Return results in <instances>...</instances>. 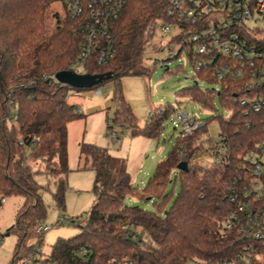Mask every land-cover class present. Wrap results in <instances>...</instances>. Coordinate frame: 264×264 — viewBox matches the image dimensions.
<instances>
[{
    "label": "trees",
    "instance_id": "trees-1",
    "mask_svg": "<svg viewBox=\"0 0 264 264\" xmlns=\"http://www.w3.org/2000/svg\"><path fill=\"white\" fill-rule=\"evenodd\" d=\"M56 1L0 0V195L23 198L14 224L5 233L17 236L11 264L23 259H31L33 264H264L257 258V254H264L262 240L253 235L257 224L246 213L239 214L231 229L224 226L247 200L242 194L257 177L247 155L264 139V105L260 111L252 105L255 97H264V82L248 86L254 77L247 69L241 79L228 74L218 79L212 70L196 71L199 78L219 83L221 88H203L196 79L182 91L211 115L202 118L205 124L194 134L178 139L142 191L123 167L116 171L114 160L96 144L80 142V154L86 160L91 158L88 168L96 173L97 199L77 234L59 237L49 254L42 251L35 255L44 235L36 228L44 224L47 213L35 173L43 170L54 178L55 199L64 208L70 171L68 126L84 115L67 100L72 87L53 81V75L68 70L78 57L82 40L78 21L66 11L63 19L56 13L55 26L49 25L48 12ZM170 2L124 0L121 13L109 24L115 57L98 65L94 52L85 69L90 74L110 72L112 77L91 88H73L88 90L107 81L116 82L112 96L115 115L109 128L118 125L130 128L132 134L160 137L165 120L178 108L176 104L158 106L139 128L121 85L124 75H149L145 54L149 30L169 20ZM187 56L194 67V59ZM217 99L228 115L219 112ZM214 119L220 125L218 137L205 140L217 144L219 159L207 164L195 162L205 143L202 134ZM184 161L187 169L179 168ZM174 169L179 189L170 196L166 186ZM129 195L156 199V207L149 210L130 204L126 201ZM250 200L264 207V195L253 194ZM255 213L261 223L262 213ZM132 233L138 237L132 239ZM31 239L36 241L28 243ZM82 248L87 249L86 254L81 253Z\"/></svg>",
    "mask_w": 264,
    "mask_h": 264
},
{
    "label": "rangeland",
    "instance_id": "rangeland-1",
    "mask_svg": "<svg viewBox=\"0 0 264 264\" xmlns=\"http://www.w3.org/2000/svg\"><path fill=\"white\" fill-rule=\"evenodd\" d=\"M56 13L61 19L65 16V8L60 0L56 1L48 12V23L51 27L55 26ZM248 24L254 23L250 21ZM257 25L264 31V21H258ZM163 44L164 48L169 45L175 50L180 48V45L171 42L169 37L165 38ZM160 54L163 52L161 53L159 48L149 47L147 49L146 62L151 69L149 75L129 74L121 77L124 96L131 104L138 119L139 128L145 126L152 110L169 104H176L192 116L208 118L211 112L184 95L182 89L194 85L196 79H199V85L203 88L219 90L221 84L199 78L186 53H183L179 59L170 61L168 69L167 65L154 66V58ZM115 87L116 82L111 80L99 86L101 93H97L96 88L88 90L70 88L68 90V102L75 105L84 115L71 122L68 127L70 171L67 177L64 208H60L55 199L57 185L54 178L43 170L35 173V180L40 186L41 198L47 208L44 219L47 229L44 231L42 242L44 254L50 253L52 245L59 237L68 238L81 230L79 225L85 224L89 211L97 199L94 191L96 173L88 168L91 158L86 160L85 156L80 154V142L96 144L104 154L114 160L116 171L123 167L130 175L132 183L142 191L154 174L157 164L168 156L179 139L178 129L174 127L172 121L173 115L165 120L160 137H148L141 133L132 134L130 128L118 125L109 128V122L115 115V102L112 98ZM96 104H99L101 108ZM216 105L220 113L228 115V109L219 102V99ZM112 130L118 133V138L112 137ZM219 130L220 125L216 119L208 124L207 133L202 134V140L205 143L194 157L195 162L207 164L212 160L208 149L210 143L205 139L207 137L217 139ZM262 158L264 161V154ZM86 163L88 165L84 167ZM175 175L176 170L174 169L171 172V181L166 186L170 196L175 195L179 189V183L174 182ZM126 201L149 210L156 207L154 204L156 199L140 200L136 196L129 195ZM22 203L21 196L11 195L7 196L5 204L0 208V232L3 234L0 244V264L12 263L17 236L14 233L9 235L5 233L14 224L17 210ZM169 204L170 202L168 206ZM70 220H75V222L70 223ZM33 241L36 240L31 239L28 243ZM15 264L33 263L28 259H23ZM192 264L198 263L193 262Z\"/></svg>",
    "mask_w": 264,
    "mask_h": 264
},
{
    "label": "built area",
    "instance_id": "built-area-1",
    "mask_svg": "<svg viewBox=\"0 0 264 264\" xmlns=\"http://www.w3.org/2000/svg\"><path fill=\"white\" fill-rule=\"evenodd\" d=\"M60 1L66 13L78 21V32L82 37L80 53L68 70L86 73L85 69L94 57V52L98 65L108 64L116 55L109 24L121 13L124 0ZM168 15L169 20L161 21L149 30V47L159 48L161 53L163 52L155 56L154 66L169 67L170 61L179 59L183 53H186L194 59L195 71L212 70L218 79H222L227 74L241 79L244 70L247 69L250 76L254 77L253 82L248 86L253 83L261 85L264 82V31L257 25L258 21H264V0H171ZM250 21L254 24L249 25ZM175 31L177 33H174ZM248 36L253 42H250ZM166 37H169L171 42L178 43L180 48L175 50L170 45L164 48L163 41ZM179 52L181 55L178 57ZM53 81L58 82L55 75ZM96 89L97 93H101L100 88ZM245 102L246 99H242V103ZM252 105L255 111H260L264 105V97H255ZM172 121L174 127L178 129L180 139L194 134L205 124L199 116H192L179 107L173 113ZM111 135L113 138L119 137L113 130ZM209 152L212 157L210 162L219 159L215 154L219 152L216 143L210 144ZM263 154L264 139L258 144L257 149L247 155V160L257 175L251 187H246L242 194L247 200L239 204V212L232 214L225 221L224 226L231 229L234 221L239 219V214L244 212L254 225L257 224L253 235L264 244V207L255 206L251 200L249 201L253 194L264 195ZM6 200V196L0 195V208ZM231 200H235V197L232 196ZM254 206L255 209L252 210ZM256 211L262 213V224L258 222ZM71 222L75 220H70ZM46 229V225L40 224L36 232L43 233ZM137 237L136 233L131 234L132 239ZM1 242L2 234H0V244ZM250 248V246L245 247L246 250ZM42 251V246H39L35 255L38 256ZM81 253L86 254L87 249L82 248ZM257 258L264 263V254H257ZM219 264H236V262L223 261Z\"/></svg>",
    "mask_w": 264,
    "mask_h": 264
},
{
    "label": "water",
    "instance_id": "water-1",
    "mask_svg": "<svg viewBox=\"0 0 264 264\" xmlns=\"http://www.w3.org/2000/svg\"><path fill=\"white\" fill-rule=\"evenodd\" d=\"M59 83L69 85L72 88H91L98 85L105 79H110L112 73L105 74H90V73H77L72 70H63L55 74ZM187 162H181L179 168L187 169ZM6 235H9L8 233Z\"/></svg>",
    "mask_w": 264,
    "mask_h": 264
},
{
    "label": "crops",
    "instance_id": "crops-1",
    "mask_svg": "<svg viewBox=\"0 0 264 264\" xmlns=\"http://www.w3.org/2000/svg\"><path fill=\"white\" fill-rule=\"evenodd\" d=\"M91 104H92V103H91ZM99 104H101V103H99ZM99 104H96V105H99ZM93 105H95V103H94ZM91 107H93V106H91ZM98 107L101 108L100 105H99ZM68 127H69V126H68ZM69 164H70V160H69Z\"/></svg>",
    "mask_w": 264,
    "mask_h": 264
}]
</instances>
